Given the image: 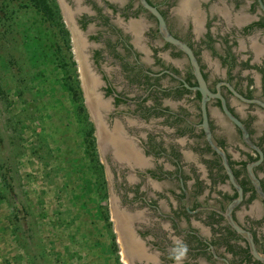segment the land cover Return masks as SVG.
I'll use <instances>...</instances> for the list:
<instances>
[{
  "label": "flooded vegetation",
  "instance_id": "1",
  "mask_svg": "<svg viewBox=\"0 0 264 264\" xmlns=\"http://www.w3.org/2000/svg\"><path fill=\"white\" fill-rule=\"evenodd\" d=\"M147 1L160 11L169 32L192 48L211 93L221 94L262 151L253 172L264 193V108L228 87L264 103V54L258 58L255 50L256 41L264 47L259 1L233 0L245 7L237 5L228 18L211 10L217 0L204 3L201 16L194 6L185 12L184 0ZM57 2L68 18L80 81L88 82L98 101L94 128L104 168L113 174L119 229L131 244L126 252L132 264H263L222 215L238 192L206 140L202 94L186 87L197 86L188 56L164 39L141 0ZM241 13L249 16L238 23ZM165 116L168 122L161 125L169 124L171 133L155 127L154 120ZM208 116L244 190L233 217L264 254V198L248 171L261 156L219 99L208 102ZM193 223L206 226L209 234H200Z\"/></svg>",
  "mask_w": 264,
  "mask_h": 264
},
{
  "label": "rangeland",
  "instance_id": "2",
  "mask_svg": "<svg viewBox=\"0 0 264 264\" xmlns=\"http://www.w3.org/2000/svg\"><path fill=\"white\" fill-rule=\"evenodd\" d=\"M59 11L68 28V18ZM37 16L28 0H0V264H132L119 229L113 174L104 169L117 248L96 218L94 193L84 197L82 186L90 177L82 166L87 161L81 135L86 128L74 115L81 105L72 102L64 78L87 91L83 101L93 125L98 101L88 82L84 87L80 81L77 64L68 74L61 66L75 58L69 29V50L61 36L52 37L59 43L58 61L52 53L28 60L24 32ZM164 118L155 119V127L171 133L169 124L162 126L168 122ZM94 136L104 165L96 132Z\"/></svg>",
  "mask_w": 264,
  "mask_h": 264
},
{
  "label": "trees",
  "instance_id": "3",
  "mask_svg": "<svg viewBox=\"0 0 264 264\" xmlns=\"http://www.w3.org/2000/svg\"><path fill=\"white\" fill-rule=\"evenodd\" d=\"M30 1L35 10L37 11V17L35 22L31 24L28 31L24 32V49L28 54V60L33 63L35 58L41 55H53V60L58 61L60 56L59 53V43L56 40H52V37L56 35L61 36L64 40V46L69 50V31L65 27L62 17L59 14V7L54 0H28ZM27 30V29H26ZM55 33V34H54ZM31 34V35H30ZM33 35V36H32ZM38 40V41H37ZM40 51V52H39ZM39 53V54H38ZM51 60V58H50ZM61 62V59H59ZM34 65V64H33ZM76 63L67 62L66 64H61L64 69V73L68 74L67 69L70 70L74 67ZM63 84L66 86L68 92L72 94V102L75 104L77 101L80 103V107L77 108L75 116L80 122V124L86 128L83 135L82 145L84 147V153L86 157V162L82 164L83 170L88 172L90 177L86 181V184L82 186L84 191V197H90L93 193L95 198H92L96 202V218H98L102 223L105 230L108 233L112 231V223L110 221L109 209H108V190L106 188L104 165L101 164L100 159L97 155V145L96 138L94 136L95 128L92 122L89 120V116L84 106L83 92L80 87L79 82H73L72 80L64 78ZM42 136V135H41ZM85 173V174H86ZM102 202V203H101ZM103 202H106L104 204ZM25 210V206L23 207ZM112 238H114V248H117L115 243L116 236L111 233ZM115 260L119 262V256L117 255V249H115Z\"/></svg>",
  "mask_w": 264,
  "mask_h": 264
},
{
  "label": "water",
  "instance_id": "4",
  "mask_svg": "<svg viewBox=\"0 0 264 264\" xmlns=\"http://www.w3.org/2000/svg\"><path fill=\"white\" fill-rule=\"evenodd\" d=\"M258 1H259V4H260L262 10L264 11V3H263V1L262 0H258ZM141 3L158 20L160 32L163 35L164 39L167 42H169V43L173 44L174 46H176L181 51H183L188 56V58L190 60V64L192 66L193 73H194V76H195L196 81H197V86L196 87H190L188 84H186V87L188 89H191V90L199 91L202 94L201 110H202L203 121H202L201 126H202V128H203V130L205 132L206 140L210 144L211 148L221 157L222 163H223V166H224V168L226 170L228 178H229L231 184L235 187V189L238 192V197L235 200H233L228 205L227 209L225 210V212L222 213V215L227 219L228 223L234 228V230L238 234H240L244 239H246L248 241L250 249H251V253L254 256V258L257 261H259V262L264 264V254L260 253L257 250V247H256V244L254 242V237H253L252 233L247 231L243 227H241L235 221V219L233 217L234 209L236 207H238L244 200V190H243L242 186L239 184L236 176L234 175V172H233V170H232V168H231V166L229 164V160H228V156H227L226 152L218 145V143H217V141H216V139H215V137L213 135V132H212L211 127H210L209 116H208V102H210L212 98L219 99L222 102V108H223V111L225 112V114L227 115V117L242 131L244 140L254 150L259 152V154L261 156L260 160H258L255 163L249 164L248 165V171H249V174H250L252 180L254 181L256 189L258 190L260 195L264 198V193L262 192V189L260 187L261 186L260 185V181L255 176V174L253 172L254 167L258 166L262 162L263 153H262V151L260 150L259 147H257L256 145H254L252 143V141L250 140V134H249L248 130L246 129V126L238 118H236L232 114V112L228 109V107L226 105V101L221 96V94L220 93H218V94L211 93V91L208 88V85H207V82L205 80V77L203 75V72H202V69H201V65H200V63H199L194 51L192 50V48L188 44H186L185 42H183V41L177 39L176 37H174L169 32L164 17L162 16L160 11L156 7L150 5V3L147 0H141ZM84 87H85V84H84ZM228 87L241 100H243L245 102H248V103H257V104H259L260 106H262L264 108V103L262 101L246 99L242 95L238 94L233 89V87H231L230 85H228ZM88 102H89V99H88ZM90 109H91V107H90ZM91 113H94L93 110H91ZM126 243H127V248H128L127 250L129 251V248L131 249V244H130L129 240Z\"/></svg>",
  "mask_w": 264,
  "mask_h": 264
},
{
  "label": "crops",
  "instance_id": "5",
  "mask_svg": "<svg viewBox=\"0 0 264 264\" xmlns=\"http://www.w3.org/2000/svg\"><path fill=\"white\" fill-rule=\"evenodd\" d=\"M207 2H209V0H184L182 4H184L183 5L184 9L186 8L185 12L190 13L192 6H194L195 8H198L197 13L201 16V13L203 11L202 5L204 3H207ZM237 5H242L243 7H245V4L235 3L233 0H217V1L213 2V6H212L211 10L214 9V11L215 10L219 11V14L221 16H223L224 18L225 17L228 18V17H230V13L236 8ZM241 14H242L241 17L237 16V22L238 23L243 21V20L248 19V16H249V15L248 16L245 15L244 13H241ZM237 15H239V14H237ZM250 20H251V18H250ZM255 50H256L258 58L264 54V47L261 44H259L257 41H256ZM233 153H234V155H237L236 152H233ZM204 170H205V168L202 166V171H204ZM193 227L197 228L199 233L202 235H206L207 233L209 234V232H210L209 229L206 226H204L203 224L199 225L197 223H193ZM201 264H205V263L201 262Z\"/></svg>",
  "mask_w": 264,
  "mask_h": 264
},
{
  "label": "bare ground",
  "instance_id": "6",
  "mask_svg": "<svg viewBox=\"0 0 264 264\" xmlns=\"http://www.w3.org/2000/svg\"><path fill=\"white\" fill-rule=\"evenodd\" d=\"M91 108H92V107H91ZM100 135H101V137H102V142H103L105 138H104V133H103L102 129H100ZM104 142H105V141H104ZM104 142H103V143H104Z\"/></svg>",
  "mask_w": 264,
  "mask_h": 264
}]
</instances>
